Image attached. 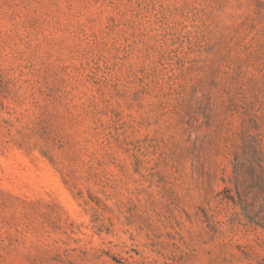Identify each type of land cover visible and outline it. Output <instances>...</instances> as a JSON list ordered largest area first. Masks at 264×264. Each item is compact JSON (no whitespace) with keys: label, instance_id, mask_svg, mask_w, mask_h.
I'll use <instances>...</instances> for the list:
<instances>
[{"label":"rangeland","instance_id":"374dc122","mask_svg":"<svg viewBox=\"0 0 264 264\" xmlns=\"http://www.w3.org/2000/svg\"><path fill=\"white\" fill-rule=\"evenodd\" d=\"M0 264H264V0H0Z\"/></svg>","mask_w":264,"mask_h":264}]
</instances>
